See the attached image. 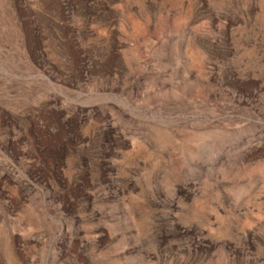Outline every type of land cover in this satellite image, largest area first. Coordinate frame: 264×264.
<instances>
[{
	"label": "rangeland",
	"instance_id": "1",
	"mask_svg": "<svg viewBox=\"0 0 264 264\" xmlns=\"http://www.w3.org/2000/svg\"><path fill=\"white\" fill-rule=\"evenodd\" d=\"M0 264H264V0H0Z\"/></svg>",
	"mask_w": 264,
	"mask_h": 264
}]
</instances>
